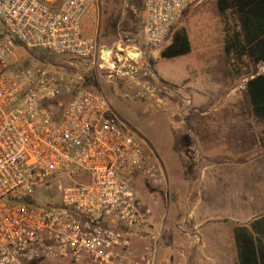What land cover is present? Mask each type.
Instances as JSON below:
<instances>
[{
    "label": "built area",
    "instance_id": "obj_1",
    "mask_svg": "<svg viewBox=\"0 0 264 264\" xmlns=\"http://www.w3.org/2000/svg\"><path fill=\"white\" fill-rule=\"evenodd\" d=\"M199 1L142 0L144 47L133 55L82 33L95 0H0V264H155L156 242L136 255L132 241L156 205L135 183L160 182L157 159L104 94L18 64L14 51L87 60L95 78L130 75Z\"/></svg>",
    "mask_w": 264,
    "mask_h": 264
},
{
    "label": "rangeland",
    "instance_id": "obj_2",
    "mask_svg": "<svg viewBox=\"0 0 264 264\" xmlns=\"http://www.w3.org/2000/svg\"><path fill=\"white\" fill-rule=\"evenodd\" d=\"M91 9V17L84 19L81 24L83 34L95 37L99 43L100 41H121L120 43L128 44V41H133L135 47H144L142 0H95ZM197 15L199 14L193 11V5H190L183 12L180 21L174 28L183 27L186 29L189 51L154 61V69L157 70L159 77L157 79L152 75L142 76L143 80L148 82L149 91L145 87L139 86L138 91L144 92L141 94L135 93V87L138 84L135 85L129 76L106 77L104 74H100L95 78L92 70L87 67V60L74 61L64 56H55L36 49L26 50L15 47L14 51V61L18 64L42 65L49 70L61 73L67 79L77 80L79 85L85 88L100 91L109 101L117 117L135 136H138L146 152L157 159L161 169L167 171L170 167V182L167 181V176L164 175L162 169V174L159 176L160 182L155 186L142 183L140 180L135 183L136 191L142 195L146 202L151 203L153 200L156 205L152 206L151 225L149 228L142 227L143 231L148 234L142 235V238H135L132 241V247L136 255H142V248L145 245L148 246L156 242L155 264H172L178 261L185 264L184 262H186V251L190 245V238L182 236L181 231L185 228L183 218L186 216L190 198H192L190 195L187 196L191 181H197L201 192V203L197 209L199 214H206L208 219L214 220L210 228L217 233L222 232L226 226L230 228L233 214L224 205L223 200L225 199L222 197V190L225 193L229 169H233L235 184L240 180L241 174L236 170L240 168V162L235 163V161L232 166L230 158H226L225 155L234 153L237 157L235 160L240 161L245 154L244 151L249 152L255 146L254 143H251L249 148L241 141H233L231 135L222 136L219 133L209 135V133L199 130L198 119L210 118L211 112L207 111L204 116H200L197 111L192 112L193 102L187 101L189 97L185 92H179V87L182 86L181 77L184 74L190 78L193 77V74L197 73L193 72V64L194 66L200 64L198 57L202 53L199 49L202 47V42L197 41V36L204 30L197 22L195 17ZM115 47L112 52L116 50ZM118 47L122 48L120 45ZM129 50L124 52L129 54ZM127 51L129 52L127 53ZM130 53L135 55L133 51ZM102 57L105 58L104 50ZM142 61L143 56L140 59V62ZM220 64L221 66L224 64L223 59L220 60ZM218 72L220 75L221 70ZM237 84H241V81H238ZM237 84L236 87H238ZM66 96L64 95L63 99ZM188 121L196 123V126L193 125L189 129L186 126ZM226 186L229 187V185ZM242 192L244 193L246 190L240 187L239 193ZM217 218L221 220L216 222ZM160 227V235L157 238ZM168 227L178 232L176 239L165 237ZM192 238L190 247L193 252L198 242L196 236ZM204 240L209 252L212 249L208 242L213 240V237ZM217 245L219 244L217 243ZM184 251L185 254H183ZM232 254V251L230 253L227 251L206 253L197 258L196 263L213 264L218 259L233 256ZM163 256L165 258L160 259Z\"/></svg>",
    "mask_w": 264,
    "mask_h": 264
},
{
    "label": "crops",
    "instance_id": "obj_3",
    "mask_svg": "<svg viewBox=\"0 0 264 264\" xmlns=\"http://www.w3.org/2000/svg\"><path fill=\"white\" fill-rule=\"evenodd\" d=\"M193 11L199 14L195 17L204 30L197 36V41L202 42V47H199L202 53L198 57L200 64H198V66L197 64L195 65L197 66L196 70H194L195 66L193 64V72L195 71L197 73L193 74L191 78L186 74L181 77L182 86L179 87V92H185L189 97L187 101L189 103H191V101L193 102L192 112L195 113L197 111L200 116H204L207 111L211 112V117L208 119L201 118L198 119V121L196 119L199 130L204 131V133H209V135H214L216 133L222 136L231 135L233 136V141H241L243 145L249 148L251 147V143H254L255 146L254 149L249 150V152L244 151L245 154L240 161L235 160L237 157H235L236 154L234 153H227V155H225L226 158H230L232 166L240 162V168L236 170L238 171L237 173L241 174V177L239 176L240 180L235 184L233 180V169H229L226 178L228 184H225V193H223L224 191L222 190V197L225 199L223 200L224 205L227 210L233 214L230 228L226 226V228L219 233L214 232L215 230L210 228L214 220L208 219L206 214V216L199 214L197 210L201 203V192L197 181H191L189 183L190 188L187 192V196L190 195L192 198H190V206L187 209L186 216L183 218L185 228L181 231V235L190 238V245L192 243L190 242L193 239L192 237L196 236L198 245L194 248L193 252L191 251L192 247H190V245V248L188 247V250H185L187 253L184 251L183 254H187V263H184L199 264L196 263L197 258L202 257V255L206 253H222L225 251L230 253L232 251L233 256L226 259H218V263L215 262L213 264H238L234 228L237 226H244L252 236L258 235L261 238V236L264 235V120L253 115L245 89V81L247 78L264 73V64H250V70L247 75H242L236 79L231 78L228 74L223 53V36L215 0H201L193 5ZM91 15L92 9L90 8L84 16H82L81 24L84 19H88ZM205 26L206 28H204ZM184 30L186 32L185 28ZM120 42L121 41H100V44L111 51L113 47L119 44L123 46L122 48H124V50H133L136 48L133 41H128V44ZM160 49L161 48L146 50L143 55V61L140 62V59H138L137 65H133L134 72L130 73V75H126L134 81L135 85L138 84L136 85L137 87H135L136 94L144 93L143 91H138L140 87H145L147 90L149 89V86H147L148 82L143 80L142 76L152 75L158 79V72L154 69L153 62L161 58L159 56ZM221 59L224 60V64H222L223 67L220 64ZM141 65L143 66L141 67ZM219 70H221L220 75L218 72ZM238 81H241V84H237ZM236 84L238 87H236ZM193 125L195 127L196 123H192V121H188L186 124L189 129L192 128ZM205 158L207 159V157ZM202 167L204 166L202 165ZM163 172L164 175L167 176V181L170 182V167L167 171L163 169ZM226 185H229V187ZM240 187L244 188L246 192L239 193ZM220 220L219 218L215 219L216 222ZM255 220H258V227L260 226L262 229L258 234L251 228V223ZM166 236L171 239H176L178 237V232L168 227V231L165 233V237ZM208 236L213 237V240H210L208 245L215 252L212 250L208 252L206 249V242L204 239L208 238L209 240ZM217 243L219 245L216 246ZM165 257L163 256L160 259ZM167 258L169 259L168 256ZM172 264L182 263L178 261Z\"/></svg>",
    "mask_w": 264,
    "mask_h": 264
},
{
    "label": "trees",
    "instance_id": "obj_4",
    "mask_svg": "<svg viewBox=\"0 0 264 264\" xmlns=\"http://www.w3.org/2000/svg\"><path fill=\"white\" fill-rule=\"evenodd\" d=\"M215 4L228 74L236 79L248 74L250 64H264V0H215ZM189 48L184 28L178 27L159 50V56H176ZM245 89L253 115L264 120V73L247 78ZM257 221L251 223L256 234L262 230ZM234 232L238 264H264V235L252 236L244 226L235 227Z\"/></svg>",
    "mask_w": 264,
    "mask_h": 264
}]
</instances>
